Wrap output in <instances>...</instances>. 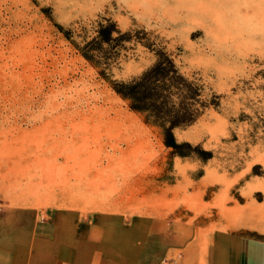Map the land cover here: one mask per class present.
<instances>
[{"label":"rangeland","instance_id":"rangeland-1","mask_svg":"<svg viewBox=\"0 0 264 264\" xmlns=\"http://www.w3.org/2000/svg\"><path fill=\"white\" fill-rule=\"evenodd\" d=\"M257 8L264 12V0H0V259L3 247L13 258L36 222L75 211L85 221L142 223L154 237L143 246L154 264H225L230 253L237 264H264ZM105 18L157 39L207 96L222 97L218 109L175 132L179 142L211 152L208 162L172 157L161 131L58 27L92 29ZM128 46L112 80L131 81L155 63L146 48ZM112 106L146 134L148 147L134 157L93 132L91 117Z\"/></svg>","mask_w":264,"mask_h":264},{"label":"trees","instance_id":"trees-1","mask_svg":"<svg viewBox=\"0 0 264 264\" xmlns=\"http://www.w3.org/2000/svg\"><path fill=\"white\" fill-rule=\"evenodd\" d=\"M65 37L79 53L109 81L113 90L148 126L159 129L172 157L212 159V153L189 142H179L175 132L195 125L208 110L221 106V96H207L198 80L185 76L174 56L153 41L148 33L126 31L112 19H102L92 29L65 30ZM80 41H78V40ZM142 46L155 57V63L131 81L112 80L113 69L121 63L125 52Z\"/></svg>","mask_w":264,"mask_h":264},{"label":"crops","instance_id":"crops-1","mask_svg":"<svg viewBox=\"0 0 264 264\" xmlns=\"http://www.w3.org/2000/svg\"><path fill=\"white\" fill-rule=\"evenodd\" d=\"M144 229L133 221H85L78 212L60 211L36 222L13 258L10 248L3 247L0 264H154V253L144 252L154 237ZM162 241L169 239L164 235ZM228 256L225 264H237L238 254Z\"/></svg>","mask_w":264,"mask_h":264},{"label":"bare ground","instance_id":"bare-ground-1","mask_svg":"<svg viewBox=\"0 0 264 264\" xmlns=\"http://www.w3.org/2000/svg\"><path fill=\"white\" fill-rule=\"evenodd\" d=\"M252 14L259 19L261 18V21L262 16L264 18V12H261L259 8L254 9ZM262 26H264V24ZM91 123L94 130L93 132H98L102 139H108L109 143L114 144V147L120 151L121 154L134 157V155L139 154L148 147L146 134L138 121L133 115L127 114L117 107L112 106L109 109L100 110L91 117ZM92 128H90V130ZM123 146H125V148ZM260 220L264 222V217Z\"/></svg>","mask_w":264,"mask_h":264}]
</instances>
